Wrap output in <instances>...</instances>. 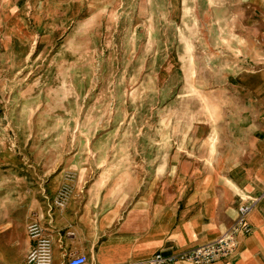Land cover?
Returning a JSON list of instances; mask_svg holds the SVG:
<instances>
[{"label": "rangeland", "instance_id": "obj_1", "mask_svg": "<svg viewBox=\"0 0 264 264\" xmlns=\"http://www.w3.org/2000/svg\"><path fill=\"white\" fill-rule=\"evenodd\" d=\"M248 73H264V0H0V256L82 151L158 150L198 180L227 162L264 118Z\"/></svg>", "mask_w": 264, "mask_h": 264}, {"label": "crops", "instance_id": "obj_2", "mask_svg": "<svg viewBox=\"0 0 264 264\" xmlns=\"http://www.w3.org/2000/svg\"><path fill=\"white\" fill-rule=\"evenodd\" d=\"M248 74L264 78V73ZM240 138L236 154L222 153L227 162L206 165L200 180L183 177L186 169L167 165L165 153L158 150L75 155L84 160L68 161L54 173L32 208V220L44 225L52 241L53 264H68L79 255L87 256L86 264H145L156 253L215 240L232 226L238 207L256 197L248 215L252 232L238 237L231 258L206 264H264V118ZM113 157L145 160H98ZM193 169L198 168L189 172L196 173ZM67 171L75 176L73 193L66 207L58 209L52 201ZM33 245L26 236L18 256H0V264H23Z\"/></svg>", "mask_w": 264, "mask_h": 264}, {"label": "built area", "instance_id": "obj_3", "mask_svg": "<svg viewBox=\"0 0 264 264\" xmlns=\"http://www.w3.org/2000/svg\"><path fill=\"white\" fill-rule=\"evenodd\" d=\"M74 178L73 172L67 171L65 173V181L52 201L55 208L63 209L68 204L73 193ZM258 199L257 197L250 198L249 201L241 204L232 226L215 240L174 253H156L145 264H175L179 261L206 264L231 258L237 250L238 237L241 234L252 232L248 215ZM27 233L34 245L23 264H53L52 241L46 235L44 225L38 220H32L27 226ZM87 262V256L79 255L71 258L68 264H86Z\"/></svg>", "mask_w": 264, "mask_h": 264}]
</instances>
